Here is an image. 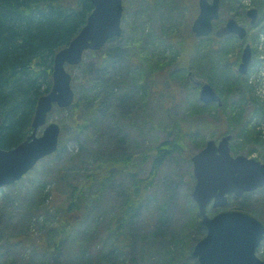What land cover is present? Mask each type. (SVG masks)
<instances>
[{
    "label": "rangeland",
    "instance_id": "374dc122",
    "mask_svg": "<svg viewBox=\"0 0 264 264\" xmlns=\"http://www.w3.org/2000/svg\"><path fill=\"white\" fill-rule=\"evenodd\" d=\"M197 2L121 0L122 33L103 46L112 52L106 63L100 49L67 66L73 103L53 106L45 123L60 127L56 151L0 188V264H197L191 251L204 226L191 194L195 177L190 157L209 139L218 141L229 133L232 155L264 162V0H220L214 24L216 29L235 17L249 26L250 17L243 12L258 9L259 24L246 36L252 46L246 74L237 68L240 42L211 34L191 56L196 74L173 81L166 73L178 43L197 37L190 29ZM224 46V52L232 47L226 55ZM172 68V74L179 73ZM166 79L170 82L164 84ZM193 80L208 81L223 103L204 104ZM176 140L182 141L183 151L162 159L145 200L127 221L126 245L114 244V217L129 175L111 178L100 192L93 183L77 207L70 203L68 191L75 185L83 188L101 159L131 155L139 160L143 151L152 157L155 147ZM150 158L136 167L138 177L148 175ZM230 200L224 208L251 211L264 223V186ZM221 209L209 204L207 213ZM257 256L264 259V245Z\"/></svg>",
    "mask_w": 264,
    "mask_h": 264
},
{
    "label": "water",
    "instance_id": "95a60500",
    "mask_svg": "<svg viewBox=\"0 0 264 264\" xmlns=\"http://www.w3.org/2000/svg\"><path fill=\"white\" fill-rule=\"evenodd\" d=\"M93 5L85 24L69 43L58 50L53 59L51 87L36 103L31 122V133L25 140L11 148L0 146V187L21 178L42 157L56 151L60 127L48 123L40 135L37 129L46 123L53 106L68 107L74 100L71 74L67 66L81 63L85 51H98L107 41L121 35V0H90ZM200 11L193 21L192 31L197 36H206L217 20L219 0H199ZM253 15V8L249 10ZM236 33L243 37L245 29L234 18L215 31L216 36ZM250 59L247 45L238 68L244 73ZM198 98L204 104L221 100L216 90L203 82ZM1 133V120H0ZM231 135H223L218 142L209 139L205 146L191 158L195 184L192 198L197 203L200 223L205 234L195 242L191 255L197 264H264L256 250L264 238V223L250 211L240 208H223L228 205V196H241L264 186V162L244 155L230 153ZM223 208L212 216L207 205Z\"/></svg>",
    "mask_w": 264,
    "mask_h": 264
},
{
    "label": "trees",
    "instance_id": "16d2710c",
    "mask_svg": "<svg viewBox=\"0 0 264 264\" xmlns=\"http://www.w3.org/2000/svg\"><path fill=\"white\" fill-rule=\"evenodd\" d=\"M92 9L90 0H0V146L2 148L16 146L29 134L37 100L42 94L47 93L51 86L53 59L56 52L65 47L78 33ZM187 40L189 45L184 46L183 42ZM200 44L201 41L197 42L194 37L184 39L178 43L179 51L171 61L190 64L191 56ZM100 51L101 62L106 63L107 56L112 52L109 48L105 50L103 47ZM177 76L183 79L185 70H180ZM182 146L181 140L164 142L155 147L152 157L151 154L148 155L143 151L139 160L132 159L131 155L101 159L97 163L95 172L86 175L83 188L75 185L68 191L70 196H76V199L73 197L69 199L70 203L77 207L79 198L85 193L84 190L89 192L93 183H97L100 192L102 186L111 178L129 175V183L122 194L118 212L114 217L117 219L114 232L117 233L118 240L114 244L126 245L128 219L145 200L162 159L172 151L181 153ZM148 158L151 161L148 175L138 177L136 167ZM78 206L83 210L84 206L81 202ZM60 225L64 232L68 231L62 222ZM51 242L53 246L58 245V242Z\"/></svg>",
    "mask_w": 264,
    "mask_h": 264
},
{
    "label": "flooded vegetation",
    "instance_id": "af4514ba",
    "mask_svg": "<svg viewBox=\"0 0 264 264\" xmlns=\"http://www.w3.org/2000/svg\"><path fill=\"white\" fill-rule=\"evenodd\" d=\"M208 2H212V0H207ZM197 6H198V14H199V11H200V6H199V0H198V2H197ZM253 8V15H249V10L250 9H252ZM219 13H220V0H219ZM247 17H250V22H249V26H244V25H241V23L235 18V17H228V19L229 18H234L235 20H236V22L240 25V26H242L244 29H245V35L243 36V37H239L236 33H232V32H230V33H224V34H222L221 36H216L215 35V31L217 30V29H219V28H221V27H223L225 24H226V22H227V20L222 24V25H220L219 27H217L216 29L214 28L215 27V22L216 21H213L212 22V30H211V32L208 34V35H206V36H197L193 31H192V24H193V21H194V19L196 18H194L193 19V21H192V23H191V27H190V29H191V31L195 34V36H197L195 39L197 40L198 38H200V40H199V42L201 41V42H203V40L204 39H206V38H208L211 34H213L216 38H223V37H225V36H232V37H235V41H239L240 42V44H239V47H241L240 48V61H239V63H238V65H237V68H239L240 67V63H241V60H242V55H243V52H244V50H245V48H246V46L248 45L249 46V51H250V59H249V62H248V64H247V66H246V69H245V72L244 73H242V72H239V70H238V72L240 73V74H246L247 72H248V70H249V68H250V63H251V60H252V46H251V43L250 42H248L247 41V39H246V36H247V33L249 32V30L250 29H254V28H256L257 26H258V24H259V21H260V15H259V11H258V9L257 8H255V7H250V8H248L247 10H245V12H243ZM197 14V15H198ZM196 15V16H197ZM193 38V37H192ZM198 42V41H197ZM225 48V46L222 48V52H223V54L224 55H226L230 50H231V48L232 47H229L225 52L223 51V49ZM176 62V61H175ZM175 62H173V61H171L169 64L171 65L172 63H175ZM191 65L192 64H187V63H185V62H179V63H175V64H172V66H175L177 69H176V71L177 70H185V79L186 80H191V77H193L194 76V74H196V73H192V67H194L193 65H192V67H191ZM172 66H171V68H169V70H168V73L167 74H170V72L172 73V71H174L173 70V68H172ZM196 67V66H195ZM179 73H180V71H179ZM178 74V73H177ZM177 74H172L171 76H172V78H174L173 79V81H175V80H177V81H181L182 82V78H180L179 76H177ZM170 81H169V79H166L165 81H164V84H167V83H169ZM193 82H195V85H200V89H201V85H202V83L203 82H205V81H203L202 83L199 81V80H196V81H194L193 80ZM207 82V81H206ZM217 94L219 95V98L221 99V102H223L222 100V97L220 96V94L217 92ZM174 97V96H173ZM226 134H229V133H225L224 135H226ZM229 135H231V134H229ZM229 143H230V141H229ZM192 157H190V159H191Z\"/></svg>",
    "mask_w": 264,
    "mask_h": 264
}]
</instances>
